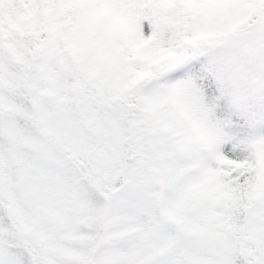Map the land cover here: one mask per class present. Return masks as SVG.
I'll list each match as a JSON object with an SVG mask.
<instances>
[{"label":"snow or ice","instance_id":"snow-or-ice-1","mask_svg":"<svg viewBox=\"0 0 264 264\" xmlns=\"http://www.w3.org/2000/svg\"><path fill=\"white\" fill-rule=\"evenodd\" d=\"M0 264H264V0H0Z\"/></svg>","mask_w":264,"mask_h":264}]
</instances>
